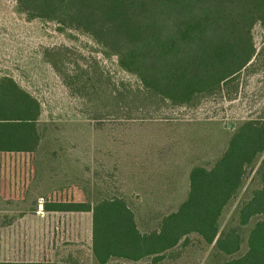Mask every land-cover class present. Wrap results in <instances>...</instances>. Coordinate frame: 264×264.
Masks as SVG:
<instances>
[{
  "label": "trees",
  "instance_id": "trees-1",
  "mask_svg": "<svg viewBox=\"0 0 264 264\" xmlns=\"http://www.w3.org/2000/svg\"><path fill=\"white\" fill-rule=\"evenodd\" d=\"M15 1L29 22L90 37L106 59L116 58L138 79L145 97L173 107L238 92L243 72L260 56L253 32L264 28V0ZM43 114L35 95L0 77V153H38L47 130ZM58 207L91 214L98 264H161L194 235L211 248L205 264H264V114L240 121L211 167L191 169L186 198L155 229L142 231L123 197Z\"/></svg>",
  "mask_w": 264,
  "mask_h": 264
},
{
  "label": "rangeland",
  "instance_id": "rangeland-1",
  "mask_svg": "<svg viewBox=\"0 0 264 264\" xmlns=\"http://www.w3.org/2000/svg\"><path fill=\"white\" fill-rule=\"evenodd\" d=\"M253 34L260 56L243 72L238 92L230 89L192 108L173 107L145 97L138 79L122 71L116 58L106 59L90 37L64 35L55 23L29 22L16 12L15 0H0V77H13L41 101L47 128L34 160L7 162L3 168L15 170L16 181L33 191L41 186L44 208L62 191L59 196L66 199L67 190L69 195L74 190L76 202L123 197L140 229H155L186 198L191 169L211 167L238 123L264 114V28L256 26ZM10 211L14 217L26 212L29 219L30 238L20 254L25 259L35 256L30 244L36 216L42 219L36 242L48 255L44 261L98 264L90 213ZM246 249L244 244L241 253ZM210 253L194 235L186 250L161 264H205Z\"/></svg>",
  "mask_w": 264,
  "mask_h": 264
},
{
  "label": "crops",
  "instance_id": "crops-1",
  "mask_svg": "<svg viewBox=\"0 0 264 264\" xmlns=\"http://www.w3.org/2000/svg\"><path fill=\"white\" fill-rule=\"evenodd\" d=\"M36 156L37 153H0V263L2 264H55L54 262L44 261V256L48 255L43 254V252L40 250L41 244L36 242V237H39L38 233H42V219H40L39 223L36 216L34 218L35 242L33 245L30 244L32 251H35V256L34 258L28 260L20 255L23 254L21 251H25V246H27L28 240L30 238L27 235V222L29 219L26 215V212L24 214L22 212V214L18 215L17 217L12 216L10 211L11 209L41 208L43 211L48 213H65L66 215H75V213L72 211H61L58 207L59 204H62V206H65L66 204V206H68V204L75 202L74 190L70 192V195L67 190L66 199H64L62 196H59L64 193L63 191L54 195L52 198L53 200H51L52 204L50 208L47 209L46 205L44 208V206L41 204L44 197L40 190L41 186H37L35 182L36 188L33 191L32 187L27 188V182L23 183V181L20 180H17L18 182L16 181V172H13L15 170L3 168L7 162H25L28 161V159L34 160ZM23 171L26 173V168ZM6 184H10L12 188H2V186ZM71 187L74 188V184H72ZM37 188L39 189L37 190ZM31 230L32 229H30V232Z\"/></svg>",
  "mask_w": 264,
  "mask_h": 264
}]
</instances>
